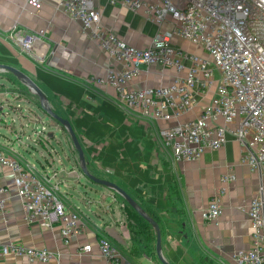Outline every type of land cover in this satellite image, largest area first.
Masks as SVG:
<instances>
[{"label": "crops", "instance_id": "1", "mask_svg": "<svg viewBox=\"0 0 264 264\" xmlns=\"http://www.w3.org/2000/svg\"><path fill=\"white\" fill-rule=\"evenodd\" d=\"M62 1L42 0L41 7L35 8L28 0H0V63L30 76L47 95L51 108L70 120L94 174L115 181L159 218L162 251L171 264H239L235 254L252 244L253 224L247 211L264 185V174L243 161L246 149L233 137L219 149H207L199 160H175L160 137L163 128L197 117L214 89L206 96L196 93L193 109L179 120H157L126 111L117 87L99 81L110 70H121L122 62L110 58L96 39L82 31L81 22L63 10ZM95 5L103 28L139 48L150 46L160 28L145 7L133 10L113 0H95ZM170 26L167 21L163 28ZM41 29L45 33L29 48L17 40V34ZM170 41L189 52H206L179 36ZM174 75L172 67L153 65L125 83V89L168 84ZM0 83L10 84L8 91L0 89V153L18 159L36 174L37 169L50 174L59 168L64 193L59 195L68 208L79 210L85 228L67 244L58 226L42 228L29 223L14 172L0 163V183L9 188L0 216V242L47 248L57 256L48 263L7 254L0 255V264H106L101 238L135 264H163L152 232L147 233L148 249L154 246L155 253H144L136 242L122 196L84 178L65 128L53 123L52 136L32 138L40 124L49 126L42 120L47 113L41 110L38 98L11 72L1 70ZM53 141H59L60 148L40 146ZM226 172H233L236 179L224 182ZM222 185L227 187L223 213L215 221L208 220L204 211ZM84 245H91V250L80 252Z\"/></svg>", "mask_w": 264, "mask_h": 264}, {"label": "built area", "instance_id": "2", "mask_svg": "<svg viewBox=\"0 0 264 264\" xmlns=\"http://www.w3.org/2000/svg\"><path fill=\"white\" fill-rule=\"evenodd\" d=\"M133 10L145 7L149 18L160 24L147 48L127 43L115 32L101 26V12L95 0H63L62 8L81 22L84 33L96 39L108 56L122 62L121 70H110L100 82L117 87L119 101L128 112L157 120H179L194 107L195 94L214 93L197 117L178 122L160 131L163 146L175 160H199L207 149H219L229 137L241 142L246 152L243 161L252 170L264 174V0H113ZM40 8L42 0H28ZM169 21L167 29L163 25ZM17 34V40L29 48L43 35ZM179 36L206 52H189L171 43ZM153 65L172 67L175 75L168 84L125 89V83L140 76ZM39 139L49 138L47 127L35 130ZM0 163L10 167L25 208V219L42 228L58 226L65 243L84 232L74 209L59 195V168L47 174L29 170L18 159L0 153ZM236 179L233 172L222 176L224 182ZM227 187H219L204 211L215 221L223 213ZM9 188L0 183V216L5 212ZM248 214L252 220V244L235 254L239 264H264V185L251 200ZM106 264H134L106 238L99 241ZM91 245L80 247L89 252ZM15 254L30 262L51 263L56 254L47 248L0 242V255Z\"/></svg>", "mask_w": 264, "mask_h": 264}, {"label": "water", "instance_id": "3", "mask_svg": "<svg viewBox=\"0 0 264 264\" xmlns=\"http://www.w3.org/2000/svg\"><path fill=\"white\" fill-rule=\"evenodd\" d=\"M5 70L8 72H11L13 75H15L19 80H21L27 87L28 90L31 91L33 95H35L38 98V101L40 103V106L42 109L52 117V119L57 122V124H60L65 130L68 132L70 140L73 144L74 149L76 150L79 158L80 168L83 172V174L88 177L91 181H93L96 184L105 186L107 188H110L111 190L115 191L116 193L120 194L124 200L132 207L134 208L144 219H146L155 229L157 241H156V250L157 255L160 261L163 264H171L165 257L162 251V231L160 228V225L158 221L148 214V212L144 209V207L122 186L117 184L115 181L106 179L103 177H100L96 174H94L90 168L89 163L86 159V154L84 151V148L79 140V137L71 124L70 120L66 118L65 116H62L58 113H56L50 106L49 100L45 92L42 90V88L25 72L22 70L8 64H2L0 63V71ZM53 134H49V136H52Z\"/></svg>", "mask_w": 264, "mask_h": 264}, {"label": "trees", "instance_id": "4", "mask_svg": "<svg viewBox=\"0 0 264 264\" xmlns=\"http://www.w3.org/2000/svg\"><path fill=\"white\" fill-rule=\"evenodd\" d=\"M74 151H76V150L74 149ZM125 202H126V200H125ZM126 206L128 208V211L130 212V214H128L129 215L128 221H129V225L131 226L130 229L135 230V232L137 234V237L135 238L136 242L143 246L144 251H145L144 253H146V254L155 253V247L154 246L148 249L149 241H147V238H148L147 233L148 232H152L151 234H152L153 240L157 241V236H156V232H155L154 227L146 219H144L134 208H132L127 202H126ZM144 209L148 212V214L153 216L159 223L158 217L151 214L149 212V210H147L146 208H144ZM159 225H160V223H159ZM160 228H161V226H160ZM161 231H162V228H161ZM146 248H147V250H146Z\"/></svg>", "mask_w": 264, "mask_h": 264}, {"label": "rangeland", "instance_id": "5", "mask_svg": "<svg viewBox=\"0 0 264 264\" xmlns=\"http://www.w3.org/2000/svg\"><path fill=\"white\" fill-rule=\"evenodd\" d=\"M10 84L8 83V84H1L0 83V89L1 90H4V89H7L6 91H8V86H9ZM30 93H31V91L30 90H28ZM11 98V97H10ZM40 105V104H39ZM40 108H41V110H42V107L40 106ZM43 111V110H42ZM42 120L45 122V123H49V126L47 127V129H48V131H52V130H54L53 128H54V124L53 123H55V124H57L56 122H55V120L54 119H52V117L51 116H49L48 114H43V117H42ZM50 121L52 122V123H50ZM16 124H18V123H16ZM59 126H61L60 124H58ZM62 127V126H61ZM63 128V127H62ZM39 129L41 130L42 129V125L40 124L39 125ZM66 133H67V135H68V132L67 131H65ZM57 137H58V139L60 140L61 138H60V135H58L57 134ZM68 137H69V135H68ZM32 138L35 140V141H37V140H39V136H38V134H37V132H34L33 133V131H32ZM69 140H70V137H69ZM39 142V141H38ZM70 144L72 145V142H71V140H70ZM40 146L42 147V148H45V147H47V149L48 150H51L52 148H54L55 149V147H57V148H60V144H59V141H53V143H51V142H49V144L47 143V144H45V145H42V143H40ZM39 146V147H40ZM38 147V148H39ZM72 147H73V145H72ZM84 178H88V177H84ZM61 197H62V195H61ZM63 198V197H62ZM63 200H64V198H63ZM70 207V206H69ZM74 210L75 211H77L78 212V214H80V212H79V210H77L76 208H74Z\"/></svg>", "mask_w": 264, "mask_h": 264}]
</instances>
